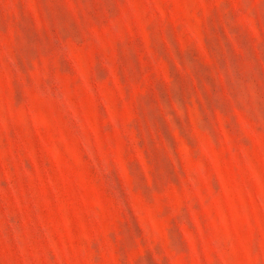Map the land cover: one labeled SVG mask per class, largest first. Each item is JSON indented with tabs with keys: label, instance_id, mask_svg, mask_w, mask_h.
Masks as SVG:
<instances>
[{
	"label": "rangeland",
	"instance_id": "1",
	"mask_svg": "<svg viewBox=\"0 0 264 264\" xmlns=\"http://www.w3.org/2000/svg\"><path fill=\"white\" fill-rule=\"evenodd\" d=\"M0 264H264V0H0Z\"/></svg>",
	"mask_w": 264,
	"mask_h": 264
}]
</instances>
